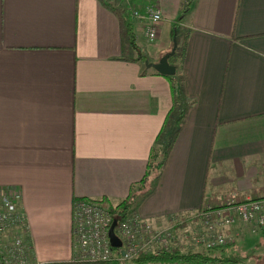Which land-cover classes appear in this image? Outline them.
<instances>
[{"label": "crops", "instance_id": "crops-1", "mask_svg": "<svg viewBox=\"0 0 264 264\" xmlns=\"http://www.w3.org/2000/svg\"><path fill=\"white\" fill-rule=\"evenodd\" d=\"M182 3L0 0V188L17 190L34 259L70 261L72 202L125 198L174 127L178 96L193 103L138 216L159 225L194 214L204 193L264 186V0ZM177 32L187 39L173 96L139 56L157 62Z\"/></svg>", "mask_w": 264, "mask_h": 264}, {"label": "built area", "instance_id": "built-area-1", "mask_svg": "<svg viewBox=\"0 0 264 264\" xmlns=\"http://www.w3.org/2000/svg\"><path fill=\"white\" fill-rule=\"evenodd\" d=\"M132 16L140 17L135 10L132 11ZM145 18L144 34L148 40H154L162 18L158 6L155 4L148 6ZM16 198L15 191L9 188L0 189V225H6L7 228L13 226L10 223L11 214H13L16 216L19 227L26 228L23 216L14 210ZM235 199V194H231L226 200V207L214 210V218L207 217L205 220L208 230H220L221 233L192 236V241L201 242L205 248H212L222 245L226 241H233L232 237L227 239L222 235L225 230L239 226H243L251 232L264 230V197L260 199L246 197L241 202H236ZM95 203L88 200L72 202L71 221L73 223L74 253L67 264H103V261L109 256L108 230L112 219L107 209ZM168 225L155 231L153 230L154 223L150 221L140 224L137 219H131L117 223L114 230L121 240L125 259L131 260L139 250L147 251L146 248L153 246V242L166 246L173 233L170 227H167ZM23 238L21 237V240L18 241L20 243H17L18 246L14 248L15 255H12L19 264H26L27 256H31L30 244L25 243ZM31 264L47 263L33 260Z\"/></svg>", "mask_w": 264, "mask_h": 264}, {"label": "trees", "instance_id": "trees-1", "mask_svg": "<svg viewBox=\"0 0 264 264\" xmlns=\"http://www.w3.org/2000/svg\"><path fill=\"white\" fill-rule=\"evenodd\" d=\"M191 5V0H183L182 3V10L183 12H187ZM127 32H130L129 35L131 36V43H134V38L131 35V29L129 25L126 26ZM174 33V30H173ZM183 35V34H182ZM186 37V38H185ZM181 36L178 32L176 33L177 39V48L173 55L169 58V63L176 67V74L174 76H165L170 85V89L172 95L174 96L177 92H181V78L177 73H179L180 66L183 62L184 52H185V45L187 36ZM185 39L184 41H180V39ZM131 44V45H132ZM139 59L144 61L145 57L140 55ZM157 73V72H156ZM158 74V73H157ZM179 94V93H178ZM193 101L185 102L181 96H178L177 99H174L173 103V110L178 111L177 116L173 119L174 123V131L173 136L165 144V148L162 150H153L150 154L148 165L144 176L137 182L132 183L130 186L129 192L125 198H123L117 204H112L108 201L107 198L102 197L99 201L98 200H90L85 198H78L79 200H88L93 201L100 204L102 207L109 211L110 217L112 220H116L119 223L122 220L128 219L132 216H135L137 208L139 204L144 200V198L152 192L153 190V182H157L161 170L163 169L169 153L171 151L174 139L184 124L187 108L192 105ZM178 108V110H177ZM171 111L168 114L170 117ZM159 141V135L156 139ZM155 149V148H154ZM234 193L235 194V201L241 202L245 199V195L242 193H238L232 190L229 187L223 188L218 190L217 192H209L208 194L204 193L200 206L196 210L204 211L207 207H210V210H218L223 209L226 207V200L229 196ZM249 197L251 199H260L264 197V186L263 187H253L250 191ZM196 212L191 214H184L180 218V223L176 224L175 228L184 227L189 221L197 220L198 217L195 215ZM25 243H30V238L28 235L24 236ZM229 246H222V247H214V248H203L201 250H187L181 251L178 248H167L164 246H156L154 249L150 251H143L140 250L137 252L135 257L131 260V264H236L239 262V258L235 255L234 250L230 249L226 251V248ZM230 248V247H229ZM52 264H67L62 263H52Z\"/></svg>", "mask_w": 264, "mask_h": 264}, {"label": "rangeland", "instance_id": "rangeland-1", "mask_svg": "<svg viewBox=\"0 0 264 264\" xmlns=\"http://www.w3.org/2000/svg\"><path fill=\"white\" fill-rule=\"evenodd\" d=\"M168 126H170V128L168 129L167 134L163 137L162 144L160 147L161 150L165 148L164 147L165 144L168 143V141L170 140V135L173 127L171 128V125ZM182 216L183 215L174 216L172 218H169L168 221L163 222L158 226L157 225L155 226L154 224V226L157 228L158 227L164 228L166 225L169 224V222L173 224L180 223V218ZM195 221L196 220L189 221L184 227H181L179 228V230L177 229L176 231H174L171 235L172 237L169 239L166 246L163 244H157V245L164 246L167 248H178L181 251L201 250L205 248V246L201 242H195L192 241L191 239L192 236H198L201 231V228L199 227L198 223H194ZM152 222L155 223L154 221ZM238 232L239 234L236 237L237 238L236 242L233 245H230L229 246L230 248L229 247L226 248V251H229L230 249L234 250L235 255L239 258V262L236 264H264V230L251 232L249 231V229L243 228ZM22 234H24V228L22 226L20 228H16L14 226L8 227L6 232L0 234V264H10L11 262H13V264H19L18 262L15 261L12 255H15L14 248L18 246L17 243H20L18 241L21 240V236H23ZM29 244H30V254L32 257L30 255L27 256L26 264H31L33 260L38 261L34 259L31 248V241ZM71 245L73 251L74 247H73V238H72V228H71ZM154 247L155 246H149L146 248V250L150 251ZM55 263H60V262H55Z\"/></svg>", "mask_w": 264, "mask_h": 264}, {"label": "bare ground", "instance_id": "bare-ground-1", "mask_svg": "<svg viewBox=\"0 0 264 264\" xmlns=\"http://www.w3.org/2000/svg\"><path fill=\"white\" fill-rule=\"evenodd\" d=\"M234 194V193H232ZM249 197V196H248ZM75 200H79V199H75ZM81 200V199H80ZM99 201V200H98ZM96 205L98 206H101L100 204H97L95 203ZM196 216L198 217V220H196L194 223H198L199 227L201 228V231L199 233V235H208V234H211V233H221L220 230H214V231H210L207 229V226L205 224V220L206 218H211L213 219L214 218V214H213V211L210 210V207H207L206 210L204 211H198L196 212ZM131 219H137L140 224L141 223H144V222H147L148 220L146 219H142L138 216V213L136 212L135 216H132L128 219H125V220H131ZM152 222V221H150ZM10 223L16 227V228H20L18 223H17V219H16V216L11 214V219H10ZM153 223V222H152ZM178 224V223H177ZM156 226V224H155ZM153 227V230L155 231H158L161 229V227ZM158 226V225H157ZM176 224H173V223H170L167 227H170L171 231H176L177 229L175 228ZM244 227L243 226H239L238 228H234V229H230V230H225L224 233H222V235L225 237V238H229V237H232L233 238V241L230 242V241H226L224 244L222 245H219V246H214V247H222V246H230V245H233L236 240H237V235L239 234L238 231H240L241 229H243ZM7 226L6 225H0V234H3L4 232H6L7 230ZM72 230H73V223H72ZM153 246H158L156 242H153L152 243ZM212 247V248H214ZM207 249H210V248H207ZM121 251H122V248H115V247H112L111 244L109 243V256L108 258L103 261V264H131V260L135 257H133L131 260H127L125 259L124 257V254H121ZM140 251V250H139ZM74 253V252H73ZM93 263V262H92ZM47 264H52V263H47Z\"/></svg>", "mask_w": 264, "mask_h": 264}, {"label": "water", "instance_id": "water-1", "mask_svg": "<svg viewBox=\"0 0 264 264\" xmlns=\"http://www.w3.org/2000/svg\"><path fill=\"white\" fill-rule=\"evenodd\" d=\"M172 48L169 52L164 54L163 56L160 57V59L157 62H149L148 59L144 60V64L146 68H152L154 69L158 74L163 75V76H173L176 73V67L172 64L169 63V58L171 55L174 54L176 48H177V43H176V36H173L172 39ZM117 224V221L114 219L112 220V223L109 227L108 230V237H109V242L112 247L115 248H120L122 246L121 240L115 233V226ZM121 254H124V250L121 251Z\"/></svg>", "mask_w": 264, "mask_h": 264}]
</instances>
